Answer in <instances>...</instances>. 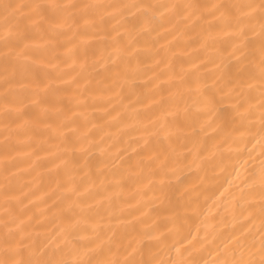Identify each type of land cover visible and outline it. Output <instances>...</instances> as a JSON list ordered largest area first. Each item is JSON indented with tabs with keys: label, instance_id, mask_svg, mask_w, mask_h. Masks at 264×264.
Masks as SVG:
<instances>
[{
	"label": "bare ground",
	"instance_id": "6f19581e",
	"mask_svg": "<svg viewBox=\"0 0 264 264\" xmlns=\"http://www.w3.org/2000/svg\"><path fill=\"white\" fill-rule=\"evenodd\" d=\"M259 3L0 0V259L258 248L264 18L230 6Z\"/></svg>",
	"mask_w": 264,
	"mask_h": 264
},
{
	"label": "snow or ice",
	"instance_id": "6c2138e0",
	"mask_svg": "<svg viewBox=\"0 0 264 264\" xmlns=\"http://www.w3.org/2000/svg\"><path fill=\"white\" fill-rule=\"evenodd\" d=\"M27 7L25 5H12V4H3V21L7 25L9 21L16 16V13L20 8ZM46 7H51V8H58L60 7L59 5H33L32 8L36 12V14H39V11L43 10ZM173 9H178L181 6L178 5H172L171 6ZM184 8H189V7H196L193 5H184ZM230 7H234L237 10H239L241 7H247L251 9L253 12H255L257 9L259 10V13L262 18H264V0H260V3L258 5H233ZM241 17H237L239 20ZM262 28V35H264V22H262L261 25ZM240 34H243L242 31ZM8 33H6V38H7ZM235 52H239V48L234 49ZM261 58H260V65H259V77L261 80V101H260V108H261V128L264 130V45L261 47ZM239 59H245V55L241 54L239 56ZM242 83V81L240 82ZM234 91V89H233ZM241 102H237L235 105L236 108L241 107ZM262 135H264V132H262ZM253 185L250 184L249 188H251ZM259 188L261 192V207H260V214L262 218V226H264V164H262V167L260 169V174H259ZM73 226L69 225L68 229L66 230L69 234L71 235ZM66 243L73 245V248L70 249L69 251H75V242L72 240H67ZM240 243L239 249L237 248H231L229 249L227 246L224 249V256L225 258L220 261V264H264V233L261 234L260 237V244L259 247L256 248L255 242H251L248 244H243ZM9 249H5V255L7 257ZM257 255L259 256V259H257ZM0 264H138V262L134 259H125V260H108V259H98L95 261L92 260H84L83 258L76 259L73 257L71 261L67 259H59V260H53V259H41L37 258L35 260H29V261H12L8 258L5 259H0ZM139 264H147V262H139ZM162 264V262H161Z\"/></svg>",
	"mask_w": 264,
	"mask_h": 264
}]
</instances>
